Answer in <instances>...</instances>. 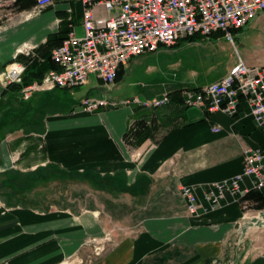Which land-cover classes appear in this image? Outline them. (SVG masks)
Masks as SVG:
<instances>
[{
  "label": "crops",
  "instance_id": "crops-1",
  "mask_svg": "<svg viewBox=\"0 0 264 264\" xmlns=\"http://www.w3.org/2000/svg\"><path fill=\"white\" fill-rule=\"evenodd\" d=\"M83 10L80 0L45 11L37 0H0V264H264V227L252 226L264 218V188L247 178L216 209L207 199L215 182L244 171V149H264L245 98L232 117L187 106L189 87L162 83L149 101L169 95V105L123 101L90 113L82 99L115 89L96 76L85 93L56 88L25 100L8 90L16 64L25 68L17 85L55 68L40 47L54 33L84 36ZM95 14L102 18L104 7ZM189 186L195 214L180 192Z\"/></svg>",
  "mask_w": 264,
  "mask_h": 264
},
{
  "label": "built area",
  "instance_id": "built-area-1",
  "mask_svg": "<svg viewBox=\"0 0 264 264\" xmlns=\"http://www.w3.org/2000/svg\"><path fill=\"white\" fill-rule=\"evenodd\" d=\"M64 0H37V10L45 11L54 3ZM84 5L85 35L71 33L60 47H55L50 56L56 68L51 69L40 82L30 83L21 91L26 100L41 91L76 89L87 86L93 74L112 91L117 86V75L131 60L146 54L156 53L160 48L179 46L184 40L196 36L209 37L223 33L234 42L233 32L244 29L251 20L264 12V0H80ZM104 7L106 12L99 18L95 12ZM240 63L223 81L212 83L198 91L185 88L184 104L190 107H207L232 117L240 107V98H245L256 119V126L264 131V65L247 66ZM14 73L7 69V83L20 82L25 68L14 65ZM12 66V67H14ZM169 95L155 101L137 104L152 109L169 105ZM130 101L124 104H130ZM80 106L93 113L107 107H117L110 99L88 97ZM216 129V128H215ZM217 132L220 129H216ZM244 171L232 179L215 182L207 194L212 208L230 191L241 192L242 182L252 180L254 189L264 188V149H244ZM181 195L188 201L193 214L198 211V196L193 187H183ZM264 218L257 216L252 226Z\"/></svg>",
  "mask_w": 264,
  "mask_h": 264
},
{
  "label": "rangeland",
  "instance_id": "rangeland-1",
  "mask_svg": "<svg viewBox=\"0 0 264 264\" xmlns=\"http://www.w3.org/2000/svg\"><path fill=\"white\" fill-rule=\"evenodd\" d=\"M233 36L234 42L224 34L199 36L195 41L186 39L179 46L160 48L156 53L135 59L127 66L119 85L117 82V88L104 95V98L117 103H133L138 99L146 102L154 98L162 83L170 88L210 85L229 73L241 59L264 61V12L251 20L244 29L235 30ZM95 78L93 74L88 86H80L84 93L93 86ZM14 103L12 101L9 106Z\"/></svg>",
  "mask_w": 264,
  "mask_h": 264
},
{
  "label": "trees",
  "instance_id": "trees-1",
  "mask_svg": "<svg viewBox=\"0 0 264 264\" xmlns=\"http://www.w3.org/2000/svg\"><path fill=\"white\" fill-rule=\"evenodd\" d=\"M60 35L61 34L54 33L50 37H48V40H47L46 44L45 45H42L40 47V52L41 53H44L45 56H48L50 54V52L55 47H60L63 44L62 42L64 40V39L60 38ZM196 37H199V36H196ZM196 37H194L192 39H189V41H195L196 40ZM50 59L52 61V58L51 57H50ZM52 62H54V61H52ZM54 65H55V62H54ZM55 68H56V65H55ZM122 73H123V68L120 70L119 75H117V80H119V78L121 77V74ZM28 84H30L29 81L25 82V80H23V82L20 85H17L16 83L10 84L9 87H8V90H10V89L14 90L16 88L17 90H21L22 91L25 87H27ZM198 89H200V88H198ZM198 89H192V90L198 91ZM3 127H5V126H3ZM3 127L0 126V131L3 130ZM149 132L150 131H149L148 128L145 131H143V133L140 134V136H139L138 142L140 143L144 139L148 138Z\"/></svg>",
  "mask_w": 264,
  "mask_h": 264
},
{
  "label": "bare ground",
  "instance_id": "bare-ground-1",
  "mask_svg": "<svg viewBox=\"0 0 264 264\" xmlns=\"http://www.w3.org/2000/svg\"><path fill=\"white\" fill-rule=\"evenodd\" d=\"M6 78H7V74H6ZM183 93H184V90H183Z\"/></svg>",
  "mask_w": 264,
  "mask_h": 264
}]
</instances>
